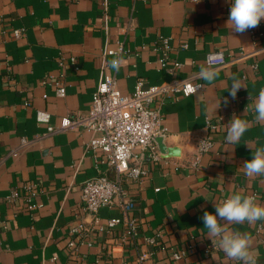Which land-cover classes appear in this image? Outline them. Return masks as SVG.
Instances as JSON below:
<instances>
[{
	"label": "crops",
	"instance_id": "crops-1",
	"mask_svg": "<svg viewBox=\"0 0 264 264\" xmlns=\"http://www.w3.org/2000/svg\"><path fill=\"white\" fill-rule=\"evenodd\" d=\"M230 7L231 0H0V264H241L213 247L201 219L237 192L264 205V176L247 177L243 169L252 158L243 143L264 146V124L251 110L245 113L264 88V19L235 33ZM17 29L25 31L21 40L12 35ZM217 53L241 59L216 68L218 78L209 84L199 73ZM113 59L120 61L118 70ZM48 76L52 82L45 83ZM62 77L64 98L53 82ZM107 77L125 95L140 80L147 87L177 79L205 85L163 107L165 131L155 138L162 159L143 158L148 177L128 186L136 202L133 236L123 225L100 230L110 219L123 218L118 209H102L95 218L82 210L87 180L118 177L105 156L88 146L97 134H47L37 120L39 111L51 114L52 126L86 114ZM234 79L245 88L233 100L228 90ZM233 116L249 122L237 145L225 139ZM23 138L35 142L20 148ZM198 138L214 145L192 166ZM28 183L36 186L33 211L25 200L8 201ZM81 225L90 230L76 253L68 244L71 230ZM227 227L250 235L255 264H264V221ZM182 251L187 255L176 261L174 254Z\"/></svg>",
	"mask_w": 264,
	"mask_h": 264
},
{
	"label": "built area",
	"instance_id": "built-area-1",
	"mask_svg": "<svg viewBox=\"0 0 264 264\" xmlns=\"http://www.w3.org/2000/svg\"><path fill=\"white\" fill-rule=\"evenodd\" d=\"M12 35L15 39L21 40L25 31L17 29ZM1 39L2 34H0V41ZM162 43L165 57L160 63L165 68L168 65V40L163 39ZM240 59L237 57L228 59L222 53L210 54L206 65L212 60L213 67H224ZM71 62L75 63V59L72 58ZM60 66L65 68L66 62L62 61ZM175 67L180 68L181 64L177 63ZM52 79L53 77L48 76L45 83L52 82ZM53 82L57 87V96L64 98L67 90L63 77ZM204 87L203 83L194 82L191 79H177L151 87H147L140 80L135 91L125 95L119 90L116 79L107 77L94 93L86 114L63 118L59 126H52L51 114L46 111L38 112V123L48 128L47 134L70 131H88L97 134V137L90 141L89 148L100 151L117 171L118 177L114 181L100 176L87 180L82 187V210L86 215L95 218L102 209H118L123 214V218H113L107 225H100V230L111 232L123 225L127 228L129 236L137 234L138 224L130 217V213L136 208V202L128 186L148 177L149 172L142 164L143 158L147 156L155 162L162 159L155 138L165 131L163 107L167 100L178 99L180 96H192L202 91ZM213 128L217 129V127ZM34 142L35 139L23 138L20 148H25ZM213 145V141L209 138H198L197 153L192 166H197L200 155L209 152ZM137 149L141 151L140 155L135 154ZM35 187L32 183L24 185L22 191H13L8 201L15 203L25 200L28 202L27 210L33 211L35 205L32 200L35 196ZM25 192L26 195H24ZM17 212H22V209H17ZM89 230L83 225L71 230L72 238L68 245L72 251L76 253L79 251L80 246L85 243L83 240ZM148 242L153 244L156 240L149 239ZM186 255L185 251L177 252L174 254V259L180 261Z\"/></svg>",
	"mask_w": 264,
	"mask_h": 264
},
{
	"label": "clouds",
	"instance_id": "clouds-1",
	"mask_svg": "<svg viewBox=\"0 0 264 264\" xmlns=\"http://www.w3.org/2000/svg\"><path fill=\"white\" fill-rule=\"evenodd\" d=\"M264 19V0H231L228 23L235 33H244L256 28ZM215 59V58H213ZM113 68L119 69V59L111 61ZM200 78L209 84L218 78V71L210 60L201 68ZM245 86L234 79L228 96L233 100L237 93ZM252 97H250V100ZM223 103H229L228 97L223 98ZM254 112V119L259 124H264V88H261L258 97L252 104H248L245 113ZM225 137L228 144H241V140L248 130L249 122L242 116H233ZM252 152V158L243 164L244 175L247 177L264 176V146L252 148L245 141L243 143ZM215 211H204L201 219L207 235L214 248L222 251L229 259L241 262V264H255L254 254L251 251V237L239 231H229L227 225L253 224L264 221V205L257 202L251 195L234 193L228 196L222 203L213 204Z\"/></svg>",
	"mask_w": 264,
	"mask_h": 264
}]
</instances>
